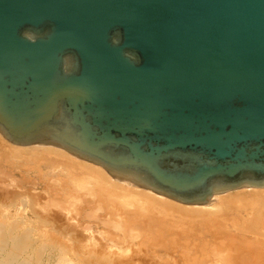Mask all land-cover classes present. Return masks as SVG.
Segmentation results:
<instances>
[{
    "label": "water",
    "instance_id": "obj_1",
    "mask_svg": "<svg viewBox=\"0 0 264 264\" xmlns=\"http://www.w3.org/2000/svg\"><path fill=\"white\" fill-rule=\"evenodd\" d=\"M0 135L182 204L264 188V0H0Z\"/></svg>",
    "mask_w": 264,
    "mask_h": 264
},
{
    "label": "bare ground",
    "instance_id": "obj_2",
    "mask_svg": "<svg viewBox=\"0 0 264 264\" xmlns=\"http://www.w3.org/2000/svg\"><path fill=\"white\" fill-rule=\"evenodd\" d=\"M47 161L49 162L50 168L53 171L56 172L60 170L67 174V177L58 174L54 179V181L58 183L61 189H69L70 182L76 179L77 176H82L88 179L90 183H93L94 186L91 185L93 189L86 188V191L83 192L86 195L91 192H89V190H93L96 195L95 201L97 203H102L103 209L106 212L105 215H112L109 216L112 218L117 211L118 214H122L124 222L128 225H131L130 222H137L144 235H151V239H148V243L153 244L154 246H158L157 249H164L165 252L167 251V249L170 250L172 248H176V245L171 246L167 242L166 246H164L163 238L161 237L164 234H166L168 237H170L169 235H171V237L172 235L175 236V228L178 227H181L183 229V234L193 233L200 236L209 234V236H211L213 240L224 235L226 233V229H223L219 225L215 226L214 224H217L216 219L213 218V222L210 223L205 222L208 219L203 222V220L197 221V218L207 216L209 217V215L211 218V215L213 217V214L216 215L217 213L226 210H231L233 212V215L231 214V216L226 218L227 220H230L228 224L230 228H234L235 230L242 233L251 234L253 237H260L264 240V188H241L235 190L233 194L224 193L215 195L212 201L206 205L182 204L163 195L157 194L151 190L131 185L128 182L116 180L111 177L102 167L92 164L88 161L80 160L61 148L50 145H14L6 141L0 135V162L9 164L12 170H18L23 175L24 173H29L34 170L38 172V176H41L42 164L46 163ZM72 183V185L74 186L75 181H73ZM50 186L51 185L49 179L43 183V188L46 191H48ZM74 188L75 186L73 187V189ZM14 196H16V194L13 195V197ZM110 197H119L121 200H125L128 205H131V209H127L124 205L116 206L114 204L115 201ZM39 198L41 197L30 196V198H28L29 200L21 199L19 208L22 211L21 215L23 214L22 216L24 217L22 218L24 219H18L19 221L11 220L8 228H6V221L4 216L2 215V219L0 221V249L3 250V254L0 258V264H35L32 263L34 258L40 257L41 247L36 246V242L38 241L33 236V232L36 230L34 228H25L20 232L18 231L20 225H22V223L24 222L33 224V226H36L37 224L48 225L51 224V222L55 223L59 219V216H57L58 214L53 217V220L45 219L46 217L44 218L42 214L47 212L43 211V213L40 214L39 211L41 208L36 209L31 205V202L37 199L40 201ZM15 201L13 200L10 201V204L3 205L5 207H9L11 205H15ZM112 204H114V207H110V205ZM88 205H90V200L86 206ZM26 212H29L31 217H29ZM122 222L120 221L121 226L124 223ZM60 229L62 232H65L66 235L73 237L78 243V246H73L71 249L67 248L66 246L61 247L62 249H59L60 257H58L59 260L56 259L58 260V263L56 264H72V260L70 261L64 255L66 251L75 257H81V259L85 261V264H135V261L131 258L127 259V263H125L124 261V263H117L116 261L106 259L102 256L96 257L94 259H92L91 257V259H87L85 258V256H88L87 250L84 251V246L81 247V243L85 241V237L83 236V234L79 233L78 231H73L72 228L66 227L65 225L62 227L60 226ZM173 238L174 237H172V239ZM144 240L147 241V239H143V241ZM29 249L31 250L28 254ZM157 249L154 250L157 251ZM102 251L105 250L102 249ZM25 252L26 254H28V257H24ZM251 254L253 256V259H259L262 256L261 253L256 252H253ZM246 256H248V254H246ZM138 262H140L141 264H164V262L157 261L150 257L141 258Z\"/></svg>",
    "mask_w": 264,
    "mask_h": 264
},
{
    "label": "rangeland",
    "instance_id": "obj_3",
    "mask_svg": "<svg viewBox=\"0 0 264 264\" xmlns=\"http://www.w3.org/2000/svg\"><path fill=\"white\" fill-rule=\"evenodd\" d=\"M2 163L3 162H0V221L3 215L7 225L6 228L9 227L8 225H10L11 220L24 219L22 218L24 217L22 216L23 214L21 215L22 211L19 208L20 201L21 199L29 200L28 198H30V196L42 198H39L41 202L37 199L31 202V205L36 209L41 208L39 211L40 214H42L43 211L47 212L42 214L44 218L46 217L45 219L53 220V217L56 214L59 216V219L55 223L51 222V224L48 225L37 224L36 226H33V224L27 222L20 225L18 229L19 232L25 228H34L36 230L33 232V236L38 241L36 242V246L41 247L40 257H35L33 261L31 260L32 263L56 264L59 260L58 257H60L59 249L61 247L66 246L71 249L73 246H78V243L73 237H70L66 235L65 232L61 231L60 226L62 227L65 225L66 227L72 228L73 231L82 233L85 237V241L81 243V247L84 246V251L87 250L88 256H85L87 259H94L102 256L106 259L116 261L117 263H127V259L131 258L135 261V264H141L138 262L139 259L150 257L157 261L164 262V264H248L249 262V264H264L262 263L264 262V240L260 237H253L251 234L242 233L234 228H230L228 225L230 220H227L226 218L231 216V214L233 215L231 210L222 211L216 215L213 214V217L211 215V218L210 215L209 217L197 218V221L203 220V222L208 219L205 222L210 223L213 222L214 218L217 221V224H214L215 226L219 225L223 229H226V233L215 240H213L209 234L201 236L193 233L183 234L184 232L181 227L175 228L176 237L172 235V237H174L173 239L171 235H169L170 238L164 234L161 237L163 238L164 246H166L167 242L171 246L176 245V248L170 250L167 249V253L164 249H157L158 246L148 243V239H151V235H144L137 222H130L131 225H128L124 222L122 214H118L117 211V215H113L112 218L109 217L112 215H105L106 212L103 209L102 203H97L95 201L96 195L93 190H89V192H91L86 195L83 192L86 191V188L93 189L92 186L94 185L93 183H90L88 179L82 176H77V178L73 180L75 181V188L73 189V181H71L69 184L70 188L64 190L60 188L54 179L58 174L65 177H67V174L60 170L56 172L53 171L50 168L48 161L42 164L41 176H38V172L34 170L29 173H24L23 175L18 170V172L12 170L9 164ZM48 179L51 186L48 191H46L43 188V183ZM234 192L235 191H231L225 194H233ZM15 194L17 197H13ZM26 196L29 197L27 198ZM110 198L115 201L114 204L116 206L124 205L127 209H131V205H128L125 200L123 201L119 197ZM13 200H16L14 202L15 205L9 207L4 206L10 204V201ZM89 200L91 207L90 205H88L89 207L86 206ZM114 204L110 205V207H114ZM26 214L31 217L29 212H26ZM122 219L124 223L122 222ZM120 221L123 223L122 226ZM126 239L129 240L127 241ZM143 239H147V241H143ZM102 249L105 251H102ZM154 249H157V251ZM30 250L31 249L28 250V254L30 253ZM253 252L261 253V258L253 259L251 254ZM2 254L3 250L0 249V258ZM28 254L25 252L24 257H28ZM246 254H248V256H246ZM64 255L70 261L72 260V264H85V261H83L81 257H75L67 251Z\"/></svg>",
    "mask_w": 264,
    "mask_h": 264
}]
</instances>
